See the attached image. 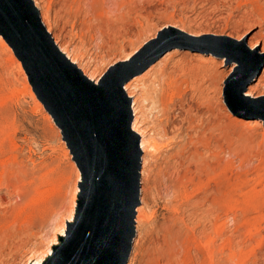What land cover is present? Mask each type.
<instances>
[{
    "label": "rangeland",
    "instance_id": "rangeland-1",
    "mask_svg": "<svg viewBox=\"0 0 264 264\" xmlns=\"http://www.w3.org/2000/svg\"><path fill=\"white\" fill-rule=\"evenodd\" d=\"M41 1L50 5L52 24L48 23L45 9L38 8L36 12L57 46L66 47L86 74H99L98 81L113 67L124 68L117 66L129 54L127 59L140 53L132 64L139 67L163 47H170L133 76L136 102L149 138L159 145L148 152L146 168L141 159L143 153L139 152L140 192L135 207L144 201L148 216L143 226L135 228L133 221L125 264H132L139 256L140 243L145 260H138V264L160 257L163 227L173 219L167 210L170 173L166 160L174 152L178 161L182 154L186 156L193 147L190 138H195L192 129L182 126L181 117H175L170 124L175 128L167 127L168 136L175 133L174 144L167 149L162 146L158 135L159 102L151 92V88L158 89L162 73L176 78L185 73L186 83H181L175 94V107L194 114L197 122L209 119L223 126L222 137L216 139L222 148L219 156L227 164L224 184L237 198L238 208L234 218L230 214L224 216L226 244L219 256L220 264H264V106L257 109L258 105H252L260 99L264 105V0H104L94 3L93 8L90 0ZM120 3L126 5L120 8ZM168 25L174 28L162 37V32L170 31ZM201 36L214 40L202 41ZM239 60L244 62L242 67ZM133 99L130 98V107ZM162 120L164 124L165 119ZM180 126L182 133L177 136ZM213 133L216 145L218 134ZM139 143L141 146L140 137L138 146ZM83 185L61 128L35 94L21 61L0 33V264H29L31 256L49 252V247L55 248L56 253L77 215ZM186 208L175 213V221H179L175 222L176 229L184 221L180 230H184L183 225L192 227L196 222L188 216L190 207ZM242 211L246 212L244 216ZM199 223V228L205 226L203 219ZM196 234L204 239L203 234ZM55 238L58 240L53 245ZM229 249L235 252L236 262H232ZM202 257L201 250L192 246L190 258L196 264H205ZM160 259L157 264H167Z\"/></svg>",
    "mask_w": 264,
    "mask_h": 264
},
{
    "label": "water",
    "instance_id": "water-1",
    "mask_svg": "<svg viewBox=\"0 0 264 264\" xmlns=\"http://www.w3.org/2000/svg\"><path fill=\"white\" fill-rule=\"evenodd\" d=\"M0 33L61 128L84 181L77 215L47 264H125L138 203L139 148L122 85L170 47L139 67L111 69L94 85L59 52L31 0H0Z\"/></svg>",
    "mask_w": 264,
    "mask_h": 264
},
{
    "label": "bare ground",
    "instance_id": "bare-ground-1",
    "mask_svg": "<svg viewBox=\"0 0 264 264\" xmlns=\"http://www.w3.org/2000/svg\"><path fill=\"white\" fill-rule=\"evenodd\" d=\"M90 1L93 2V3L91 2L92 8H93L94 3H95V5H97L96 3H98V2L101 3L104 0H90ZM31 2H32V5H33L35 10L38 8L45 9V16L48 20V23H49V25L52 24V19L50 17V5H49V3L46 4L41 0H31ZM121 3H122V1H121ZM121 3L118 4L120 8L124 5H126V4L123 5ZM91 5H90V7H91ZM38 17H39L41 24L44 26L46 32L49 33L48 26L45 27L42 20L40 19V16H38ZM168 26H169L168 29L171 28L170 31L162 32V34H161L162 36L164 34L166 35V33L168 34V33L172 32L171 30L174 28V25H168ZM49 35H50V33H49ZM50 37L53 40V42H54L55 46L57 47V49L59 50V52L61 54H63L69 60V62H71L72 64H74L77 67V65H76L78 63L77 58L71 56L69 54V50H66V47H64V46L62 47L61 45H59V47H58L57 46L58 43H57L56 39L54 41L53 37L52 36H50ZM245 37H246V34H244L242 37V43L245 41ZM211 38L212 37H210V36H201V38L199 40H202V41L214 40ZM242 43H240L238 45H241ZM152 45H154V42L148 44L146 46V48H150ZM251 49H252V47H251ZM262 52L264 53V50L261 51V53ZM129 55H127V56H129ZM139 55H140V53L135 55L132 58H129V59H127L126 58L127 56H126L125 59L122 60V63L119 64L117 67H124V68L129 67L137 59V57ZM12 59H14V58H11V60ZM17 65L20 68V65L18 62H17ZM77 68L81 72L83 71L82 74L84 76H86L87 79L90 80L92 84L97 85L99 74L97 76L93 77V75L90 73L86 74L84 72V70L79 65ZM124 68H114L113 67V69H124ZM181 70L183 72L186 71V69H183V68H181ZM184 76H185V73H181L178 76V78H176L172 74L170 75L169 73L168 74L162 73L160 78L157 81V85H158L157 88L158 89L154 90V88H151V90H152L151 92H154L156 94V98L158 99L159 107H160L159 111L161 113V115H160L161 120L159 122L160 123L159 124L160 129H159L158 135L161 138V143H163L162 146H165L167 149V146L172 147V144H174L175 133L168 136L169 131H168L167 127H168V125L170 126L172 119H174L175 117H178V118L181 117L180 119L182 122V126L186 125V128L192 129L193 130L192 133L195 134V138H190V142L193 144V147L191 146L192 148L188 149L187 153L184 152L186 154V156H183V154H182V156H181L182 159L180 157L179 161H178V159H176L177 156L175 158V152H174L172 154L170 153L169 157H168L169 159L166 160L167 161L166 166H167L168 172L170 173V177H169L168 182H167L168 183L167 189H168V192L170 193L169 198H168V202H167L168 203V205H167L168 209L167 210H169L171 212L173 219L170 218L169 219L170 223L168 222L169 224L166 226L164 225V227H163V230H162L163 231V233H162V247H161L162 250H160V253H161L160 257L157 256L156 258L159 257V258L165 260L167 264H196V262L190 258V251H191V248L193 246V247L197 248L198 250H201V253L203 255L202 261L205 264H220L221 262L219 261V258H220L219 256L223 255V251H224L225 244H226V242L224 240V235H223V228H224V224H225L224 221H225V217H227L225 215L230 214L232 216V218H234L235 209L237 210V208H238L237 207L238 204L236 202L237 198L234 197V195L230 194L225 189L226 186L224 184V179H225V177H224V173H225L224 172L225 171L224 166H225L226 162H224V161L222 162V160H221L222 157L219 156V150H222V148H221V143H219L218 140L216 139V138L220 139V137H222V132H223L222 124L218 121L209 120V119H206V120H200L199 119L197 122V120L195 121L193 118L194 114L191 115L190 113H186L187 110L184 112L183 107H181V106L175 107V105H174L175 94H177V91L180 90L179 87L181 86V83L186 81ZM135 79H136L135 77L129 78L126 81L127 84H125V87H124L125 91L123 88L122 89H123L124 93L126 92V89H127V92L125 93V95L127 94L126 97L128 98L129 101H130L131 97H134V99H133V104L135 105L134 109H133V104L130 107V111H131L130 128H131V131L133 133H135V135L137 136L138 139H139V137L141 138V146L139 143L138 148H139V152L143 153L141 159H143L142 160L143 161V167L146 168L145 166L147 165V161H148V157H149L148 152L150 151V149L152 150V148H154L157 143L156 144L154 143L155 141H153V140H155V139L150 140L148 128L144 124L145 122H143L145 119H143V113H142L141 107L136 102L135 96H136V88L137 87H136V80ZM155 84H156V82H155ZM157 85H155V86H157ZM26 89L28 90V93H30L32 98L34 99L36 105H38L40 108L39 103L34 98V94H33L32 90H30L29 87H27ZM247 94L249 95L250 92H247ZM149 98H151L152 103H154V97L151 95ZM261 100L262 99L256 100L253 102L251 101L252 105H254V106L258 105L259 106L262 103ZM129 105H130V103H129ZM170 111L172 112V114ZM163 118L165 119L164 124H163V120H162ZM182 126H180L179 128L177 127V132H178L177 136L181 135L182 129H183ZM170 127L175 128L174 126H170ZM172 130H175V129H172ZM183 131H185V129ZM213 132H216L218 134V136L215 137L216 145L214 144V142L212 140V139H214L212 137L214 134ZM158 139H159V137H158ZM162 139H164L163 142H162ZM213 144L217 147V148L214 147L215 150L212 149ZM157 145H159V144H157ZM212 150H214V151H212ZM139 165H140V161H139ZM138 173L140 175V171L137 170V175H138ZM137 182L139 183L138 177H137ZM138 186H139V184H138ZM141 190L143 191V188ZM139 192L140 191H138V193ZM258 195H260V194H258ZM145 206H146L145 202L142 201V204L140 206H138L137 208L135 207L136 210L134 208L135 220L133 218V221L136 223L135 228L137 225L143 226L144 223H146L145 221H146L148 214L146 212ZM183 207L184 208L190 207L188 209L189 215L188 214L187 215L192 217V218H195L196 222L195 223L193 222L194 224L192 227H188V224H186L187 226L183 225L184 230H180L182 228V224H184L185 221L184 222L182 221L183 222L182 224L180 222L181 228L178 227L176 229L175 226L177 224L175 222L179 223V221L178 220L175 221V217H177V216H175V213L178 214L182 209H184ZM245 214H246V212L242 211L241 216H244ZM180 218H182V217H180ZM200 218L203 219V222L205 224V226L203 228H199L200 227L199 222L202 220ZM199 219H200V221H199ZM243 221H241V223ZM64 227L62 228V230L60 232L63 231ZM135 228H134V230H135ZM196 231H197V233L203 234V236H204L203 240L199 239L201 236L199 238L196 236L197 235ZM61 234H63V233H61ZM56 237H57V235H56ZM57 240L58 239L55 238L52 241V244L53 245L56 244ZM138 249L140 251L139 256L135 259V261L132 264H138V260H139V262H142L143 260H145V254L143 252L141 243L139 244ZM44 251L41 252L40 254L36 253L37 255L35 254V255L31 256L29 259V264H47L52 259L54 252H55V248L51 249V247H49V252L48 251L44 252ZM230 253H231V254H229V255H231L230 257H233L232 262H236L237 257H236L235 252L231 251ZM158 259H157V261L156 260L152 261L151 258H149V259L147 258L145 261L146 263H144V264H155V263L157 264ZM202 261H201V263H202Z\"/></svg>",
    "mask_w": 264,
    "mask_h": 264
}]
</instances>
